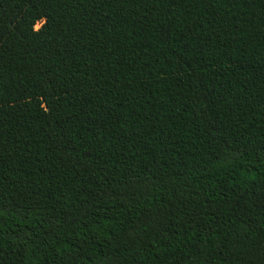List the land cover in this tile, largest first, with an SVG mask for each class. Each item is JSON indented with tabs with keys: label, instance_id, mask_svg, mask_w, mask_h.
Listing matches in <instances>:
<instances>
[{
	"label": "trees",
	"instance_id": "1",
	"mask_svg": "<svg viewBox=\"0 0 264 264\" xmlns=\"http://www.w3.org/2000/svg\"><path fill=\"white\" fill-rule=\"evenodd\" d=\"M0 264H264V0H0Z\"/></svg>",
	"mask_w": 264,
	"mask_h": 264
},
{
	"label": "rangeland",
	"instance_id": "2",
	"mask_svg": "<svg viewBox=\"0 0 264 264\" xmlns=\"http://www.w3.org/2000/svg\"><path fill=\"white\" fill-rule=\"evenodd\" d=\"M40 26V24H38L36 27H39Z\"/></svg>",
	"mask_w": 264,
	"mask_h": 264
}]
</instances>
